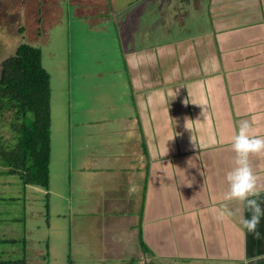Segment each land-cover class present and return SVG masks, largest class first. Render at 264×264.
<instances>
[{"label": "crops", "instance_id": "0c3cea01", "mask_svg": "<svg viewBox=\"0 0 264 264\" xmlns=\"http://www.w3.org/2000/svg\"><path fill=\"white\" fill-rule=\"evenodd\" d=\"M59 1L0 0V23L15 20L17 43L41 48L51 66L44 49L49 28L66 16ZM116 1L112 17L107 0H67L73 17L92 25L88 56H102L53 67L49 141L56 129L58 151L42 190L54 219L45 228L66 233L70 255L96 264L129 263L131 244L130 259H139L140 241L159 262L264 264V216L256 238L241 229L242 202L224 198L237 121L264 135V0H207L205 32L181 14L171 29L182 33L164 29L163 42L142 18L125 36V19L118 26L116 18L134 2ZM53 11L59 20L45 23ZM32 12L34 27L26 24ZM248 165L264 196V153L250 154Z\"/></svg>", "mask_w": 264, "mask_h": 264}, {"label": "rangeland", "instance_id": "374dc122", "mask_svg": "<svg viewBox=\"0 0 264 264\" xmlns=\"http://www.w3.org/2000/svg\"><path fill=\"white\" fill-rule=\"evenodd\" d=\"M24 2V0H19V2ZM123 0H118L115 2L116 5L122 3ZM73 2V1H72ZM126 2H134L132 3L133 6H129L125 9V15L124 13H121L119 15V18L117 17L116 20L118 22V26L122 22H126L127 25V31L125 32V36L132 35L134 32H136V27H130V25H135L138 18H142L146 23H149L150 27L155 28L154 30L158 39L163 42L166 39V34L164 29L170 30V34H168L171 37H176L182 32L179 31L178 28L171 29V27L174 26V19L176 16H180L181 14L185 15V17H192L193 21L196 25H194V31L196 32V29H198L199 32H205V24L208 25L207 17H206V6H207V0H125ZM107 9L109 12V15L114 17L116 16L112 0H107ZM57 4L62 5L64 9V14L66 15L63 19L59 20V17H56L54 14V11L52 13L47 14L44 13L45 16H48V19L45 17V20H43L45 23L47 21H50L48 24H52L53 21L59 20V23L53 24L49 28L48 35L50 36V42L51 44L46 45L45 53L46 56L51 57L52 63L54 62V66L56 71L58 70V65H61L59 67V70L63 66L62 64H65L66 57L68 60L77 61V65H82L83 62L89 61L94 58L101 57L102 54H97L94 56L91 55L88 56L91 52V44L93 43L94 35L90 31L92 29V25L90 23H86L84 19H77L73 17L74 11L68 6L67 0L65 1H59ZM101 5V4H100ZM23 6V5H22ZM195 8V9H194ZM198 8V9H196ZM16 10H19L16 15V20L21 23V21L24 20L22 8L21 10L16 8ZM31 17L26 18V24L28 26H36L37 20L36 15L34 12L30 13ZM112 17H109L112 21ZM42 18V16H41ZM186 18L184 19V22L186 21ZM15 20H10V27L7 28L4 25V20L0 23V30L3 27L6 30V33L1 34L0 31V62L4 58L8 57L9 54L15 51V47L19 44L17 43L19 41V34L23 31L22 28L18 27L15 28L16 24H14ZM128 23V24H127ZM173 23V25H172ZM140 30L147 31L149 27H141ZM140 32V31H139ZM198 32V33H199ZM141 33V32H140ZM190 33V31L188 32ZM186 33H184L185 35ZM10 36L11 38L8 39L6 36ZM60 35V37H58ZM127 35V36H128ZM140 35H143L142 33ZM145 37H147L145 35ZM155 37V38H157ZM46 37L43 38V41L45 42ZM17 40V41H16ZM35 40V39H33ZM128 40V39H127ZM10 41V42H9ZM135 42L140 45L145 43V39H136ZM14 44L10 50H9V44ZM135 43V44H136ZM2 47L4 50L2 51ZM8 54V55H7ZM81 58V59H79ZM53 66V67H54ZM51 73L53 76L57 79V74L54 73L53 68L51 69ZM148 81V80H147ZM152 83V81H151ZM56 110L58 113V107L60 105L59 101H55ZM56 112H52V118L58 119V114ZM52 132V133H51ZM50 132V149H51V162H50V170L52 169L53 165L56 163V151H58V146H56L58 132H56V129ZM1 164V163H0ZM5 168L1 164L0 165V174L4 172ZM21 185L17 183V178L13 176H6L0 175V210L3 211V217L4 221L1 220L0 224V231L4 230V226L7 227V229L12 232L13 237H17V235L25 236L27 242L26 244L30 247V250L28 251L29 254L32 256H28V264H67L68 258L73 261L74 264H96V261L94 262L92 259L87 258H80L78 261L75 259L73 253L70 255V251L67 250L70 237L67 236L66 233L61 231H48L45 228V223L43 222L44 219H46L50 215L52 216V213H47L44 207V204H42L41 197L43 196L42 191L39 190L36 187H26V190L24 194L26 195L27 199L25 206L27 207L26 210L21 213L19 211L20 209V197L23 199V192H21ZM38 196V197H36ZM32 197V199H31ZM28 201V202H27ZM19 204V206H17ZM33 209L34 211L31 212L30 210ZM29 210V211H28ZM29 212V215H28ZM53 212V211H52ZM13 214L15 217L19 220L13 221L11 219L10 223L5 224V220L10 218L9 215ZM23 214V217H22ZM1 217V219H3ZM31 218V219H30ZM28 220V221H27ZM50 220V219H49ZM54 219H51L50 222H52ZM27 221V222H26ZM26 222V223H25ZM38 223L40 232H37L36 230H33L31 227L36 226ZM24 224V225H23ZM27 226H29L28 230L30 231V238L28 240V234H27ZM66 227V226H65ZM63 230V229H62ZM64 231V230H63ZM67 231V230H66ZM65 231V232H66ZM24 235H23V233ZM27 234V236H26ZM33 237L35 239H33ZM133 240V239H130ZM40 243V244H39ZM134 244V243H133ZM40 248L41 252L40 254H43L45 256V259L42 261L40 260V255L38 253V248ZM125 253H127V257H125L126 262L130 261V257L137 254V245H130L125 246ZM124 249V248H123ZM132 252H135L136 254H132ZM14 255L16 257L21 258L22 252H15ZM35 255V256H33ZM70 255L69 257H67ZM134 258V257H133ZM140 256L138 259L137 264H145L149 261L147 260L148 257ZM152 259V258H150ZM95 260V259H94ZM168 261L162 262V264H166ZM170 263V262H169ZM208 264V263H207Z\"/></svg>", "mask_w": 264, "mask_h": 264}, {"label": "trees", "instance_id": "16d2710c", "mask_svg": "<svg viewBox=\"0 0 264 264\" xmlns=\"http://www.w3.org/2000/svg\"><path fill=\"white\" fill-rule=\"evenodd\" d=\"M44 58L41 48L23 43L16 47L14 53L0 62V163L5 168L4 175L17 178L23 194L26 187L34 186L42 191L48 190L50 184L49 128L53 66ZM26 195H23V199L20 197L21 213L27 208ZM33 211L31 209L30 214ZM45 211L48 213L47 210ZM1 217H3L2 209L0 224L1 220L4 221V217L3 219ZM9 217L5 220V224L10 223L11 219L19 220L13 214ZM43 222L48 225L49 216ZM3 228L4 230L0 231V264H28V256L32 255L28 252L30 247L26 244L25 236L17 235L15 238L7 227ZM28 228L29 226L26 228L29 237L27 234L26 236L29 240L31 235ZM31 228L40 232L38 223ZM37 248L38 253L41 252L40 248ZM139 248L143 256L155 257L143 241L139 242ZM19 250L22 252L21 258L14 255ZM39 255V259L43 261L45 256L40 253ZM137 262L138 258L135 257L127 264H137ZM67 264L74 263L68 258ZM145 264H162V262L150 259ZM166 264L181 263L168 261Z\"/></svg>", "mask_w": 264, "mask_h": 264}, {"label": "clouds", "instance_id": "9594fccd", "mask_svg": "<svg viewBox=\"0 0 264 264\" xmlns=\"http://www.w3.org/2000/svg\"><path fill=\"white\" fill-rule=\"evenodd\" d=\"M230 148L234 153V160L224 175L227 183L224 198L242 202L241 229L259 238L257 226L264 216V208L261 206L264 204V196L257 188L256 176L248 165V156L264 153V135L254 134L248 120L237 121ZM245 212L248 213L247 217L244 216Z\"/></svg>", "mask_w": 264, "mask_h": 264}]
</instances>
